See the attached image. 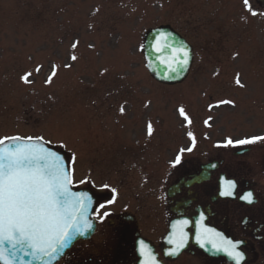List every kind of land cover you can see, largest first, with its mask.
Segmentation results:
<instances>
[{
    "label": "rangeland",
    "instance_id": "1",
    "mask_svg": "<svg viewBox=\"0 0 264 264\" xmlns=\"http://www.w3.org/2000/svg\"><path fill=\"white\" fill-rule=\"evenodd\" d=\"M249 5L0 0V138L42 137L68 156L74 186L114 188L129 204L159 185L177 156L264 136V11ZM160 25L193 46L179 84L156 82L145 66L144 34ZM106 208L117 212V202Z\"/></svg>",
    "mask_w": 264,
    "mask_h": 264
},
{
    "label": "flooded vegetation",
    "instance_id": "2",
    "mask_svg": "<svg viewBox=\"0 0 264 264\" xmlns=\"http://www.w3.org/2000/svg\"><path fill=\"white\" fill-rule=\"evenodd\" d=\"M202 151L174 163L159 185L129 197V204L118 191L77 187L96 199L95 231L55 264H142L144 254L156 264H237L232 245L243 254L239 264H264V141ZM116 202L117 212L106 208ZM181 232L177 248L172 241Z\"/></svg>",
    "mask_w": 264,
    "mask_h": 264
},
{
    "label": "snow or ice",
    "instance_id": "3",
    "mask_svg": "<svg viewBox=\"0 0 264 264\" xmlns=\"http://www.w3.org/2000/svg\"><path fill=\"white\" fill-rule=\"evenodd\" d=\"M243 2L251 11L249 0ZM159 35L165 38V46L156 47V51L164 53L171 49L169 54L172 55L175 66L169 65V68L172 73H178L188 64L189 52L183 45L177 48L174 44L167 43V34ZM72 47L75 48L76 44L74 43ZM71 59L75 61L77 57L73 55ZM31 75V72L26 73L21 79L25 83H30ZM56 75L57 70L54 66L46 83H52ZM236 83L241 84L239 76ZM219 103L233 102L227 100ZM124 111V107L121 106L120 112ZM179 112L187 119L183 107ZM188 123L190 124L191 120H188ZM153 131L149 122L148 135L151 136ZM8 141L14 143H6ZM257 141H264V136L241 139L235 143L248 145ZM227 144L231 145L233 141L229 139ZM180 163L181 157L177 156L175 164ZM72 176L73 170L65 165L62 157L44 146L42 137L0 138V261H3V264H17L20 253L38 256L41 259L48 257L58 260L76 235H83L92 228L86 215L88 211L86 201L90 198L71 190ZM103 187L107 188L108 185L105 184ZM111 191L115 193L116 190L113 188ZM224 194L230 195L229 192ZM245 199L252 202V193L249 192ZM100 207L104 205L101 204ZM108 215L109 213H104V216ZM183 241L184 234L181 232L172 243L179 248L183 246ZM213 246L220 250L215 243ZM231 248L229 254L234 256L239 264L243 254L235 250V245ZM224 250L229 251L227 248ZM172 254H175V249ZM19 264H24L22 256L19 257Z\"/></svg>",
    "mask_w": 264,
    "mask_h": 264
},
{
    "label": "water",
    "instance_id": "4",
    "mask_svg": "<svg viewBox=\"0 0 264 264\" xmlns=\"http://www.w3.org/2000/svg\"><path fill=\"white\" fill-rule=\"evenodd\" d=\"M256 3L260 6L262 10H264V0H255ZM160 33L167 34V43L174 44L177 48H179L180 45H183L185 49L189 52V60L188 64L178 73H172L170 71L169 65L172 67L175 66L173 62V57L169 53L171 52V49H169L167 52L164 53H157L156 47L163 48L165 46V38ZM155 38V40L153 39ZM142 52L143 57L145 60V66L150 74V76L158 83L161 84H178L181 83L188 75L189 70L192 65L193 61V48L191 44L183 37L181 36L177 31L172 29L170 26H158L149 29L145 32L143 37V43H142ZM167 61V62H165ZM15 137V136H11ZM20 137V136H19ZM21 138H27V137H21ZM36 138V137H33ZM44 146L47 147L50 151L57 153L60 157L63 158L65 165L69 167L68 160L66 158V155L63 151H59L55 148L50 147L47 142L43 139ZM6 143H14L13 141H8ZM73 182V177H72ZM71 190L75 193H83L88 199L87 207L88 211L86 213L89 221L92 224V228L89 229L87 232H85L83 235H76L72 242L69 244V246L63 250L60 258L64 255V253L70 249L73 244L80 240V239H88L90 238L94 231H95V220L93 219V209L95 207L96 199L93 196L91 190L89 189H76L72 187L71 184ZM23 257L24 264H54L58 260L56 259H50L48 257H44L41 259L38 256H30V255H23V253L18 254L17 264H19V257ZM152 257L149 255H142V264H146V261L148 264H156L154 261H152ZM0 264H3V261H0Z\"/></svg>",
    "mask_w": 264,
    "mask_h": 264
}]
</instances>
